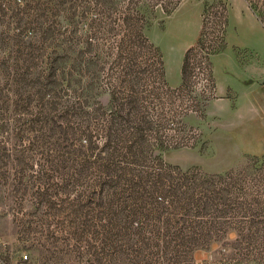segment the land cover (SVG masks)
<instances>
[{
    "label": "rangeland",
    "instance_id": "rangeland-1",
    "mask_svg": "<svg viewBox=\"0 0 264 264\" xmlns=\"http://www.w3.org/2000/svg\"><path fill=\"white\" fill-rule=\"evenodd\" d=\"M251 78L264 0H0V264H264Z\"/></svg>",
    "mask_w": 264,
    "mask_h": 264
},
{
    "label": "crops",
    "instance_id": "crops-1",
    "mask_svg": "<svg viewBox=\"0 0 264 264\" xmlns=\"http://www.w3.org/2000/svg\"><path fill=\"white\" fill-rule=\"evenodd\" d=\"M232 67L238 69L241 68V70L244 71L245 68L248 69L249 65H246L245 63L240 62V60L235 59L233 66L231 65V68ZM237 77H239V75H237ZM247 81L249 85L245 89L249 93L250 103L254 108L255 112L261 114V116H263L264 118V85L260 86L256 81L253 80V78ZM224 89H226V87L224 88V86L219 81H216L217 92L220 93L224 91ZM257 121L258 118L256 116L255 118L252 116L246 117L243 120L242 126L239 127L237 131H235L233 137L235 138V141L241 143L239 144V147L241 148V153L243 152V148H246L244 150L245 152H250L254 154H261L264 152V139L259 137V125Z\"/></svg>",
    "mask_w": 264,
    "mask_h": 264
},
{
    "label": "built area",
    "instance_id": "built-area-1",
    "mask_svg": "<svg viewBox=\"0 0 264 264\" xmlns=\"http://www.w3.org/2000/svg\"><path fill=\"white\" fill-rule=\"evenodd\" d=\"M194 69V74H193V79L196 80L198 86L203 85V87L208 89V91L211 92V90H214L210 87V79L206 70V59L203 58L200 60L198 63H196L193 67ZM25 257L24 259H26Z\"/></svg>",
    "mask_w": 264,
    "mask_h": 264
},
{
    "label": "trees",
    "instance_id": "trees-1",
    "mask_svg": "<svg viewBox=\"0 0 264 264\" xmlns=\"http://www.w3.org/2000/svg\"><path fill=\"white\" fill-rule=\"evenodd\" d=\"M202 45H203V40H202V38H200V40L198 41V43H197L195 46H193L191 49H189L188 52H190V51H194V50H196L198 47H201ZM183 72H184V67L182 68V74H183ZM210 87H211L212 89H215V88H214V85L211 83V80H210Z\"/></svg>",
    "mask_w": 264,
    "mask_h": 264
}]
</instances>
